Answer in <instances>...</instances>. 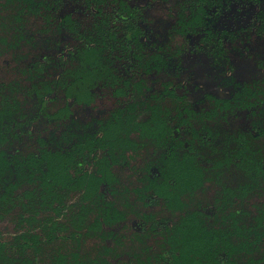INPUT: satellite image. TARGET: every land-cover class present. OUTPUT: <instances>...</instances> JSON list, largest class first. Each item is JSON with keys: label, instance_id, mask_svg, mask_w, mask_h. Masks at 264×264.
<instances>
[{"label": "flooded vegetation", "instance_id": "1", "mask_svg": "<svg viewBox=\"0 0 264 264\" xmlns=\"http://www.w3.org/2000/svg\"><path fill=\"white\" fill-rule=\"evenodd\" d=\"M198 1L63 0L56 3L59 8L55 13L71 15L75 30L67 27V21L61 22L59 26V20L53 18L50 21L43 17L36 19L33 21L34 28L48 29L44 36L36 35L37 38L54 42L58 40L60 43L38 44L20 65L11 67L17 71L14 70L23 84L29 86V76L54 82L60 79L65 69L75 67L79 78L76 88L81 98L76 96L67 99L64 87H60L62 83H58V89L46 102V107L38 104L37 97L27 91L21 92V110L14 113V122L8 129L9 135L15 138H12L5 150L9 154L8 158H11L31 152L40 155L43 149L67 151L75 143L86 144L82 150V155L87 158L85 169L97 173L104 180H121L131 185V180H148L146 175L154 177L153 172H147V167L157 170L164 162L162 152L166 149L163 146L165 139L160 136L170 130L159 129L145 133L136 130L134 126L130 127L129 137L136 143L135 148L127 147L125 160L116 163L112 160L113 143H110V139L101 140L103 131H100V126L108 119L120 118L130 125L141 121L152 122L153 116L162 114L165 105H169L172 109L169 121L172 135L168 143L169 148H173L172 156L178 160L183 159L188 150L182 140L192 137L194 132L198 133L194 141L197 148L201 146L202 137L207 138L208 146L203 153L212 158L219 156L215 148L222 147L228 136L233 138L241 133L250 135L253 132L255 162L241 163L240 159L238 162L234 160L225 168L221 177L208 173V176H213L208 185L196 191L195 196L187 201L190 210L204 206L200 210L215 228L228 226L226 216H232L234 210L239 208L241 220L246 217L255 223L252 236L255 258L257 264H263L264 0ZM164 3H171L165 12ZM183 7L188 9V15L196 22V30L188 34H171L181 18ZM88 40L116 42H113L112 49L104 48V43L100 44L97 56L89 63L82 55L83 47L87 45L85 41ZM213 41H217L216 44L220 42L221 49H216ZM75 43L81 49L76 59L69 52L61 54L63 46ZM37 55L44 60V66L31 64L36 61ZM31 69L39 71V75L28 74ZM248 88L253 92L244 93ZM171 90L177 96L180 95L181 99L169 96ZM237 93L241 94L239 98L255 95L250 98L254 104L245 108L239 105L225 107L216 118H207L206 125L200 123L197 117H190L191 128H188L182 123L188 113L181 115L176 111L179 106L183 110V102L195 112L212 111L218 99L233 102V96ZM38 111L41 113L37 114ZM114 133L126 135V132ZM198 160L205 167L211 166L201 156ZM100 167H109L110 174L104 176L98 170ZM156 175L160 176L159 180L163 179L160 169ZM249 180H254L256 184L250 195L244 199L237 198L229 204L223 201L226 195L223 183L237 187ZM81 197V193L72 194L67 204L75 206ZM109 198H114L112 193H109ZM155 198L154 203L150 200L148 206L137 200L139 209L156 213L159 217L169 215L171 212L166 209L163 199L159 196ZM177 213L180 217L186 211ZM67 214L68 208L61 215L62 221H67ZM215 217H219V224H215ZM7 220L14 223L13 233H16L17 223L12 216H8ZM131 229L130 232L138 230L135 225ZM231 237L237 243L242 239V236L235 233Z\"/></svg>", "mask_w": 264, "mask_h": 264}, {"label": "trees", "instance_id": "2", "mask_svg": "<svg viewBox=\"0 0 264 264\" xmlns=\"http://www.w3.org/2000/svg\"><path fill=\"white\" fill-rule=\"evenodd\" d=\"M62 1L0 0V75L4 74L0 79V264H257L252 238L255 223L246 217L241 220L239 208L234 210L232 216H226L228 226L215 228L200 210L204 206L190 210L187 201L195 196L196 191L208 185L213 177L208 176V173L221 177L234 160L238 162L240 159L241 163L255 162L253 132L250 135L241 133L233 138L228 136L222 147L215 148L220 153L217 158L203 153L208 146L207 138L202 137L201 146L197 148L194 141L198 133L194 132L192 137L182 140L188 150L184 158L178 160L172 156L173 148H169L168 143L172 135L169 124L172 109L169 105H165L162 114L154 115L152 122L141 121L130 125L120 118L108 119L100 126V131H103L101 140L110 139V143H113L112 160L116 163L125 160L127 147L135 148L136 143L129 137L130 127L134 126L145 133L170 130L160 136L165 139L163 146L166 147L162 152L164 162L158 167L163 179L159 180L160 176L156 175L158 169L149 166L147 172H153L154 177L146 175L148 180H131V185L121 180H104L97 173L85 169L87 158L82 155V150L87 145L82 143H75L67 151L43 149L40 155L31 152L8 158L5 147L15 138L9 135L8 129L14 122V113L21 110V92L27 91L37 97L40 106L46 107V102L58 89V83H62L60 87H64L67 99L76 96L81 98L76 88L79 78L75 67L65 69L61 80L54 82L29 76L31 86L23 84V80L16 76L17 71L11 67L20 65L38 44L60 43L58 40L38 39L36 35L44 36L48 29L34 28L33 21L36 19L43 17L50 21L53 18L59 20V26L61 22L67 21V27L75 30L71 15L55 13L59 8L56 3ZM188 13V9L183 7L181 18L171 34L195 32L196 22ZM132 30L135 32L134 27ZM113 42L116 41H85L87 45L83 47L82 55L91 63L97 56L100 44L104 43V48L112 49ZM216 43L213 41L215 48L221 49L220 42ZM79 51L81 49L75 43L63 46L61 54L69 52L76 59ZM40 55L31 64L44 66ZM166 63L164 54L165 66ZM38 73L35 69L28 71V74ZM165 91H168V84ZM247 92L253 90L248 88L244 93ZM240 95H234L233 102L218 99L212 111L195 112L186 102L181 103L183 110L179 106L176 111L181 115L188 113L182 122L188 128H191L190 117H197L200 123L206 125L207 118H216L225 107L239 105L245 108L254 104L250 98L255 95L239 98ZM169 96L181 99L174 90L170 91ZM66 110L68 112L67 107ZM113 131L126 132V135ZM199 156L203 160L207 159L211 166L201 165ZM104 159L107 160L106 157ZM98 170L104 176L111 172L109 167H100ZM223 185L226 186L223 201L229 204L237 198L244 199L250 195L256 184L254 180H249L237 187ZM77 192L82 194L81 201L75 206L68 205V199ZM109 193L114 198L110 199ZM155 196L163 199L166 209L171 212L169 215L159 217L156 213L139 209L138 201L148 206L150 200L154 203ZM64 208L69 209V214L65 216L66 222L61 220ZM181 211L186 213L178 217L177 212ZM8 216H12L17 223L16 233L10 236L5 235L1 228V223ZM214 219L215 224H219V217ZM132 225L138 230L130 232ZM233 233L242 236L241 241L237 243L231 237Z\"/></svg>", "mask_w": 264, "mask_h": 264}, {"label": "rangeland", "instance_id": "3", "mask_svg": "<svg viewBox=\"0 0 264 264\" xmlns=\"http://www.w3.org/2000/svg\"><path fill=\"white\" fill-rule=\"evenodd\" d=\"M169 5H171V3H164L163 12L167 11L165 8H167ZM154 12H156V10H154ZM6 72L8 74H10V72H8V71H6ZM2 76H4V74L0 75V79H1ZM2 226H3L2 228H3V231H4L5 235L10 236L14 232L13 231L14 223L11 220H7V221L4 220L3 223H2Z\"/></svg>", "mask_w": 264, "mask_h": 264}]
</instances>
